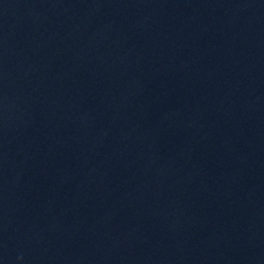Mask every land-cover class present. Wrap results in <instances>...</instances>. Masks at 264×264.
<instances>
[{
  "label": "water",
  "instance_id": "95a60500",
  "mask_svg": "<svg viewBox=\"0 0 264 264\" xmlns=\"http://www.w3.org/2000/svg\"><path fill=\"white\" fill-rule=\"evenodd\" d=\"M0 264H264V0H0Z\"/></svg>",
  "mask_w": 264,
  "mask_h": 264
}]
</instances>
